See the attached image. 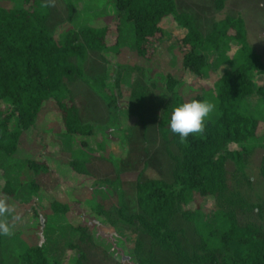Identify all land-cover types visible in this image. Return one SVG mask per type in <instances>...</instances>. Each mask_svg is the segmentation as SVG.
<instances>
[{
  "label": "rangeland",
  "instance_id": "374dc122",
  "mask_svg": "<svg viewBox=\"0 0 264 264\" xmlns=\"http://www.w3.org/2000/svg\"><path fill=\"white\" fill-rule=\"evenodd\" d=\"M44 3L45 0H0L2 7L29 6L47 12L48 27L56 40L65 31L84 26L108 28L106 48L102 52H88L81 61L82 77L68 82L80 120L91 124L94 134H65L55 96L66 98L67 92L60 91L44 101L34 125L20 136L15 153L8 156L0 151V196H6L21 216L14 234L3 236L0 264H18L19 254L31 245H42L61 264H73L79 249L69 244L77 241L75 227L82 223L87 224L93 241L107 254V258L102 257L98 250L84 245L91 264H136L134 245L139 241L149 249L150 238L119 219L115 209L124 204L129 214L139 211L138 181L171 179L173 161L169 152L176 153L177 149L167 147L158 133L163 105L171 98L166 76L171 74L177 80L176 88L185 101L196 94L202 95V100L212 101L216 110L208 119H215L218 115L213 95L215 84L223 67L234 63L238 45L230 41L225 63L215 50L204 45L201 50L207 55L208 65L198 76L182 66L178 40L185 29L171 16L161 21V37L149 54L142 56L135 47L134 23L117 16L114 0H55L54 6L42 7ZM175 3L178 11L194 16L204 35L213 21L240 13L248 40L264 62V0H227L222 9L215 7L214 0H175ZM253 81L257 88L264 76L254 74ZM0 105L10 107L8 102ZM239 110L259 117L260 128L246 164L247 179L236 180L233 161L228 160L226 168L231 183L237 184L255 205L251 211L239 212V221H251L264 229V180L260 175L264 101L255 93L250 94L239 103ZM15 125L16 117L11 122L12 127ZM239 146L229 145L233 149ZM74 157L89 158V174H79L70 168L68 162ZM29 159L44 162L47 170L30 168ZM6 182L10 192L4 190ZM53 200L65 204L67 211L52 210ZM104 200L105 212L97 213V204ZM188 207L195 211V221L176 214L171 223L179 230L183 246L190 250L200 238L195 225L216 218L219 209L212 197L198 194H194ZM154 250L163 264H186L170 251L157 246Z\"/></svg>",
  "mask_w": 264,
  "mask_h": 264
},
{
  "label": "trees",
  "instance_id": "16d2710c",
  "mask_svg": "<svg viewBox=\"0 0 264 264\" xmlns=\"http://www.w3.org/2000/svg\"><path fill=\"white\" fill-rule=\"evenodd\" d=\"M226 1L214 0V5L222 9ZM114 6L117 16L134 23L135 47L142 56L149 54L161 37V21L171 16L185 29L178 40L182 66L198 76L208 65L207 55L201 50L204 45L215 50L223 63L230 41L238 45L234 63L223 67L215 84L217 117L206 120L204 133L190 135L186 144L180 143L179 136L169 128L172 109L185 99L176 88L177 80L171 74L166 76L171 98L163 105L158 133L167 147L177 149L176 153L169 152L173 161L171 179L138 181L139 211L129 214L124 204L115 209L119 219L150 238L149 249L139 241L134 245L136 264H163L154 250L156 246L172 252L186 264H264V229L238 219L239 212L251 211L255 205L237 184L231 183L226 168V162L233 161L236 180L247 179L245 168L255 147L253 140L258 136L260 118L240 112L239 103L254 93L264 101V81L257 88L253 81L254 74L264 76V62L248 40L243 16L228 14L215 20L204 35L191 13L177 10L175 0H114ZM107 33L106 26H84L65 31L56 40L48 27L47 12L29 6H0V104L10 105L7 108L0 105L1 152L8 156L15 153L20 136L34 125L44 101L60 91L67 92L66 98L55 96L65 134H94L91 124L81 122L68 82L82 77L81 61L88 52H102L106 48ZM202 98L196 94L191 99ZM14 117L16 125L12 127ZM230 144L240 146L233 149ZM88 159L74 157L68 164L75 172L87 175ZM28 166L35 171L47 170L44 162L34 159L28 160ZM260 175L264 180V154ZM4 190L10 192L7 182ZM194 194L212 197L219 212L209 222L195 225L200 238L188 250L171 222L176 214L195 221L196 213L188 207ZM106 204V200L99 202L97 213H104ZM50 206L57 213L67 211V206L57 200ZM75 229L78 239L69 246L78 248L79 253L73 264H91L84 245L107 258L105 250L93 241L87 224H78ZM2 240L0 235V244ZM19 259L18 264H61L42 245L27 247Z\"/></svg>",
  "mask_w": 264,
  "mask_h": 264
},
{
  "label": "clouds",
  "instance_id": "9594fccd",
  "mask_svg": "<svg viewBox=\"0 0 264 264\" xmlns=\"http://www.w3.org/2000/svg\"><path fill=\"white\" fill-rule=\"evenodd\" d=\"M54 5L55 0H45L41 6ZM215 110L216 105L210 100H186L172 109L168 121L170 131L179 136L180 143L186 144L190 135L204 133L205 121ZM20 220V214L16 213L15 208L9 204L8 198L0 196V235L12 236Z\"/></svg>",
  "mask_w": 264,
  "mask_h": 264
}]
</instances>
